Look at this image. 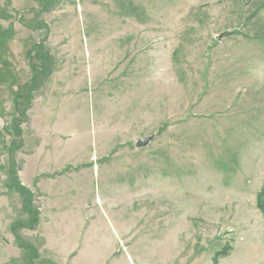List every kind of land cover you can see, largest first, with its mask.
Wrapping results in <instances>:
<instances>
[{
  "label": "rangeland",
  "instance_id": "rangeland-1",
  "mask_svg": "<svg viewBox=\"0 0 264 264\" xmlns=\"http://www.w3.org/2000/svg\"><path fill=\"white\" fill-rule=\"evenodd\" d=\"M0 264H264V0H0Z\"/></svg>",
  "mask_w": 264,
  "mask_h": 264
},
{
  "label": "water",
  "instance_id": "water-1",
  "mask_svg": "<svg viewBox=\"0 0 264 264\" xmlns=\"http://www.w3.org/2000/svg\"><path fill=\"white\" fill-rule=\"evenodd\" d=\"M224 33H225V31L218 33L216 35V38L219 39ZM152 137H153L152 134L145 135L144 137H138L134 144L138 147L145 146L152 139Z\"/></svg>",
  "mask_w": 264,
  "mask_h": 264
}]
</instances>
